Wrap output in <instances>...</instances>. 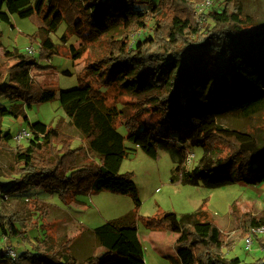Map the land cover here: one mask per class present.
<instances>
[{
    "label": "trees",
    "instance_id": "trees-1",
    "mask_svg": "<svg viewBox=\"0 0 264 264\" xmlns=\"http://www.w3.org/2000/svg\"><path fill=\"white\" fill-rule=\"evenodd\" d=\"M205 1L0 0V11L6 7L21 18L39 14L43 21L31 37L40 38V57L14 48L0 62L3 115L23 121L34 104L56 97V90L41 85L32 70L43 67L39 59H51L58 53L51 35L63 23L70 30L64 41L76 35L96 44L100 55L84 67L85 76L78 86L60 93L63 110L86 144L74 147V136L64 133L59 124L28 122L35 142L30 149L19 146L15 177L0 181V191L11 196L30 187L44 188L66 203L79 194L108 191L130 195L136 206L131 215L93 229L98 247L85 258L73 253L72 240L57 244L46 233L36 252L17 253L18 260L0 247V263L23 264L20 260L27 259L30 264H147L137 226L139 188L133 173L120 172L130 154L127 140L155 159L161 150L168 151L176 163L173 182L178 177L183 184L210 189L264 182V126L257 138L217 118L224 110L246 117L264 111V24L235 9L237 0H219L217 7L202 13L213 21L203 30L196 4ZM3 20L9 18L0 16ZM139 32L145 36L133 44L132 36ZM112 86L136 93L131 111L108 100L114 96ZM193 97L200 98L196 120L189 119ZM119 126H125L126 135ZM193 147H202L204 154L189 169L186 163ZM28 201L46 220L50 205L36 198ZM144 220L152 230L180 228L176 241L180 264H264V256L254 262L228 257L223 249L229 243L225 245L223 232L213 221L198 216L190 221L187 214L179 216L174 211ZM242 221L241 237L264 226V216ZM38 225L28 214L0 209V235L7 246L14 238L27 239V233ZM45 225L43 221L41 227Z\"/></svg>",
    "mask_w": 264,
    "mask_h": 264
},
{
    "label": "rangeland",
    "instance_id": "rangeland-1",
    "mask_svg": "<svg viewBox=\"0 0 264 264\" xmlns=\"http://www.w3.org/2000/svg\"><path fill=\"white\" fill-rule=\"evenodd\" d=\"M218 1L212 0L210 6L198 12L199 15L197 13V18L210 8L217 7ZM203 3L196 4L197 11ZM235 6V9L249 15L255 22L264 24V0H237ZM0 16H5L10 21L0 22V40L3 43V47L0 48V62L4 60L5 52L14 48L26 51L27 47L33 46L35 49L33 55L40 57V38L31 37L43 25L41 16L36 14L21 18L16 14H11L6 7L0 11ZM212 25V19L203 15L201 21L203 30ZM66 32L70 35L68 24L65 22L56 33L51 35L57 45L58 53L51 59H39V64L43 67L32 70V75L41 85L56 90V97L51 101L34 104L31 109L27 110V117L23 121L0 113L1 182H9L15 177L13 169L17 165L15 156L19 146L30 149L35 142L32 137L21 141L17 139V134L23 129H29L28 122L41 120L50 126L59 124L64 133L74 136V147L86 144L72 119L63 110L60 93L62 90L78 86L85 76L84 67L100 55L96 44L78 38L76 35L64 41L63 37ZM112 32L117 33V31ZM147 32L149 36L152 35L151 31ZM144 36L145 34L140 32L133 35L132 43L135 44L138 38L142 39ZM66 70L72 72V75L64 74ZM118 89L121 91L119 92ZM110 94L114 96L108 100L117 103L119 108L129 112L134 107L131 100L137 95L132 90L112 86ZM199 101V97H193L190 100L189 119L191 120H196L197 110L200 109ZM127 106L131 108L128 110ZM217 118L226 126L248 130L256 134L257 138L263 134L264 111L255 116L246 117L234 111L224 110L217 113ZM119 130L127 134L125 126H119ZM126 144L130 154L124 159L120 172L133 173V178L139 188L141 206L137 216V226L146 252L147 264H180L176 252V241L180 235V228L165 227L152 230L147 227L144 220L164 211H174L179 216L187 214L190 221L195 220L197 216L213 221L221 228L225 245L229 243V246L223 249L228 257H240L246 262H254L264 256V233L254 236L251 250L245 249L247 234L241 237L242 219L264 216V182L261 184L236 182L215 189L186 185L181 183L178 177L173 182L176 163L168 151L161 150L159 157L155 159L149 156L141 146L128 140ZM190 150L191 153L186 163L189 169L193 168L204 154L202 147H193ZM90 155L94 154L90 153ZM29 198H36L50 205L46 220L42 219V215L32 201H28ZM135 207V201L130 195L108 191L79 194L77 199L70 203L64 202L57 193L44 188L30 187L24 192L11 196L0 191V209L19 215L28 214L39 223L38 227L27 233V239L14 238L10 246L6 245L0 235V247L6 249L13 259L18 260L17 253L24 250L36 252V245L46 238V233H49L54 237L52 241H56L57 244L72 240L73 253L79 258H85L98 247L93 231L89 229L109 220L131 215ZM43 221L46 222L45 227H41ZM9 261L12 262V260ZM9 261L0 264H8ZM20 262L30 264L27 259H22Z\"/></svg>",
    "mask_w": 264,
    "mask_h": 264
},
{
    "label": "built area",
    "instance_id": "built-area-1",
    "mask_svg": "<svg viewBox=\"0 0 264 264\" xmlns=\"http://www.w3.org/2000/svg\"><path fill=\"white\" fill-rule=\"evenodd\" d=\"M212 3V0H206L201 7L199 8L198 12H202L206 7L210 6ZM199 15V13H198ZM197 21L201 23L202 21V16L197 18ZM26 51L33 55L35 54V49L33 48V46L27 47ZM31 136V132L29 129H23L19 134H17V139L19 141L23 140L24 138L30 137ZM264 233V226H259V227H255L252 228L250 230V232L246 235L245 237V249L246 250H251L252 248V244L254 242V236L258 235V234H262ZM13 250V249H12ZM11 250V251H12ZM13 255H15V253H12Z\"/></svg>",
    "mask_w": 264,
    "mask_h": 264
},
{
    "label": "crops",
    "instance_id": "crops-1",
    "mask_svg": "<svg viewBox=\"0 0 264 264\" xmlns=\"http://www.w3.org/2000/svg\"><path fill=\"white\" fill-rule=\"evenodd\" d=\"M93 229H94V228H92V229L90 228L89 230L93 231ZM86 230L89 231L88 229H86ZM139 237H140V239H141V241H142V238H141L140 234H139ZM142 243H143V241H142ZM143 246H144V245H143ZM145 259H147V258H146V252H145ZM146 262H147V260H146Z\"/></svg>",
    "mask_w": 264,
    "mask_h": 264
}]
</instances>
